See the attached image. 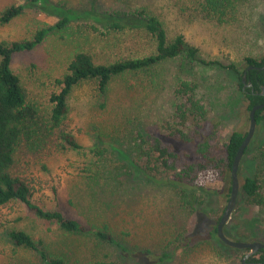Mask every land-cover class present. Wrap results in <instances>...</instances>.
Returning <instances> with one entry per match:
<instances>
[{"label":"rangeland","instance_id":"1","mask_svg":"<svg viewBox=\"0 0 264 264\" xmlns=\"http://www.w3.org/2000/svg\"><path fill=\"white\" fill-rule=\"evenodd\" d=\"M48 1L72 9L93 8L98 12L147 6L163 22L169 38L181 34L189 44L200 49L204 58L218 59L225 65L234 63L244 67L243 57L264 54V0H247L240 6L237 15L229 14L220 21L206 16L198 4L199 0ZM16 3L28 5V8L10 23L0 25V42L29 39L38 28L53 25L58 20L42 8L29 5L28 0H0V12ZM89 23L75 19L66 28L51 32L33 50L13 56L11 68L20 77L28 97L40 107L42 116L49 108L50 93L57 91L54 80L65 73L75 53L86 51L94 55L95 61L102 62L108 57L114 60L148 49V38L141 33L121 32L101 36L91 31ZM181 67V60L170 63L167 66L170 77L183 71V77L188 74L195 79H205L211 92L209 119L219 123L217 142L223 144L233 131L247 133L248 112L246 104L236 93V78L221 68L202 69L184 60L183 70H180ZM141 79V83H134L129 97L124 83L115 81L105 109L100 107L102 101H99L91 82L73 91L68 101L70 112L67 123L82 149L57 153L50 148L51 155L45 154L33 161L31 168H25V175L33 188V200L42 207L58 209L85 223L107 224L108 231L128 252L117 251L108 244L99 245L93 240L74 243L89 250L92 243L95 244L100 249L102 260L109 263L249 264L247 259L242 263L247 250L228 248L227 245L225 248L214 238L207 237L228 201L221 188L224 184H221V177L216 172L209 171L202 176L205 188L187 196L190 204H184L179 195L165 188H150L148 193L138 197V193L134 192V197L128 198L122 189L116 198L103 196L92 201L91 197H87V179L79 176V170L92 162L88 149L94 144L93 129L96 128L101 135H113L117 122L123 124L128 120L129 124H135L141 130L157 132L161 120L174 107L169 78L165 90L160 93L153 90L151 76ZM129 82H132L131 79ZM163 142L170 145L183 160L194 158L193 145L165 137ZM262 143L264 125H256L247 145L248 152L243 154L237 171L239 190L236 205L224 227L225 236L233 241L264 243V204L250 205L241 190L242 180L257 174L262 186L260 192L264 196V162L258 164L254 160L255 152ZM121 166L123 175L118 177L117 184L129 186L128 175L125 174L127 169L123 163ZM200 198L203 204L199 203ZM105 201L112 205L110 209L103 207ZM13 229L54 242L65 238L55 225L38 219L25 205L9 204L0 209V264H38L32 253L16 248L9 241L7 232ZM69 257L74 260L76 256Z\"/></svg>","mask_w":264,"mask_h":264},{"label":"trees","instance_id":"2","mask_svg":"<svg viewBox=\"0 0 264 264\" xmlns=\"http://www.w3.org/2000/svg\"><path fill=\"white\" fill-rule=\"evenodd\" d=\"M246 1L199 0L198 4L206 16L220 21V18L224 19L229 14L237 15L240 6ZM28 2L55 15L58 20L53 25L38 28L29 39L0 42V209L9 204L21 203L38 219L55 225L65 238L61 242H54L13 229L7 232L13 246L32 253L38 264H116L103 261L100 249L95 244L92 243L89 250L75 245V241L83 244L93 240L99 245L108 244L117 251L128 252L108 231L107 224L85 223L58 209L40 206L33 200V188L25 175V168H31L33 161L45 154L51 155L50 148L57 153L82 149L67 123L70 112L68 101L77 87L89 82L94 85L99 101H102L100 107L105 109L115 81L124 83L129 97L134 83H141L143 76H151L152 88L159 90L158 93L165 90L169 78L175 104L171 113L161 120L157 132L141 130L135 124H129L128 120L123 124L117 122L113 135H101L96 128L93 129L94 144L88 149L92 162L79 170V176L87 179V197H91L92 201L103 196L116 198L120 189L125 191L128 198L134 197V192L138 193V197L148 193L150 188H165L179 195L184 204H190L187 196L196 191L201 192L205 188L202 176L212 171L220 175L221 184H224L221 187L223 196L229 198L232 163L246 133L233 131L223 144L217 142L219 123L209 119L211 92L206 87L205 79H195L188 74L183 77V71L171 78L167 66L181 60L182 67L179 69L183 70L184 60L202 69L216 67L228 71L237 80L236 93L246 104L249 115L253 106L264 104V96L260 95L261 87L264 86V73L256 69L249 70L246 81L252 83V88L245 89L242 75L249 66H264V54L243 57L244 67L234 63L225 65L218 59H206L200 49L189 44L183 35L169 38L163 22L147 6L98 12L93 8H67L48 0ZM27 8L28 5L18 3L4 8L0 12V25L10 23ZM75 19L90 22L91 31L101 36L121 32L141 33L148 38V49L114 60L108 57L102 62L95 61L94 55L86 51L75 53L65 73L54 80L57 91L50 93L49 108L42 116L40 107L28 97L20 77L11 68L12 58L17 53L33 50L51 32L66 28ZM223 110L224 106L221 107ZM255 119L257 126L264 125V108L256 111ZM164 137L193 145L194 158L183 160L170 145L164 144ZM247 152L248 147L243 154ZM254 160L258 164L264 162V143L257 148ZM122 163L127 169L128 174H125L128 175L129 186L117 184L118 177L123 175L120 167ZM261 189L257 174L241 182L245 200L252 206L264 204ZM199 203L203 204L201 198ZM102 204L106 209L112 206L107 201ZM216 225L207 233V237L214 238L227 248L217 237ZM69 255L76 257L72 260ZM247 263L264 264V249L247 258Z\"/></svg>","mask_w":264,"mask_h":264},{"label":"water","instance_id":"3","mask_svg":"<svg viewBox=\"0 0 264 264\" xmlns=\"http://www.w3.org/2000/svg\"><path fill=\"white\" fill-rule=\"evenodd\" d=\"M251 69H256L258 71H262L264 73V66L262 67H254V66H249L246 71L242 75V83H244L245 88H249L252 86L251 82L246 83V73L251 70ZM261 95L264 96V86L261 88ZM264 108V104L260 105H255L252 107V109L249 112V127L248 131L234 157L233 163H232V168H231V186H230V195L228 198V201L226 203V206L223 210V213L216 225V234L218 239L224 243L225 245L236 248V249H241V250H247L248 253L244 255L242 259V263H244V260L253 256L256 254L259 250L264 249V243H261L259 241H254V242H244V241H233L228 239L225 234H224V227L229 220L231 213L233 212L235 205H236V200H237V195H238V190H239V182H238V177H237V171L239 168V164L241 161V158L243 156V153L245 151V148L251 141L255 128H256V119H255V113L256 111Z\"/></svg>","mask_w":264,"mask_h":264},{"label":"flooded vegetation","instance_id":"4","mask_svg":"<svg viewBox=\"0 0 264 264\" xmlns=\"http://www.w3.org/2000/svg\"><path fill=\"white\" fill-rule=\"evenodd\" d=\"M248 82H250V81H246V83H248ZM249 88H252V86L251 87H249ZM262 88V87H261ZM260 95H261V92H260ZM224 244V243H223Z\"/></svg>","mask_w":264,"mask_h":264}]
</instances>
